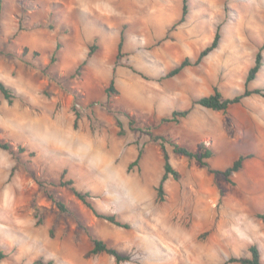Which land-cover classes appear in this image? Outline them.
<instances>
[{
    "label": "rangeland",
    "instance_id": "rangeland-1",
    "mask_svg": "<svg viewBox=\"0 0 264 264\" xmlns=\"http://www.w3.org/2000/svg\"><path fill=\"white\" fill-rule=\"evenodd\" d=\"M1 5L0 62L12 65L2 80L14 89L15 100L9 105L0 93V140L25 149L15 159L0 149V249L7 256L1 264L40 258L55 264H224L250 257L252 245L264 263V222L258 218L264 214V97H247L226 113L193 103L215 88L228 99L244 92L264 43V0H188V16L177 26L183 0H1ZM124 27L123 57L114 73ZM218 28L220 44L199 66L162 79L185 58L195 60ZM58 42V62L38 69V63L48 64ZM92 44L98 50L81 77L71 79ZM261 53L263 65L250 90H264ZM112 78L116 93L108 98ZM185 109L191 112L179 124L161 122ZM75 112L80 119L73 132L91 136L84 156L64 153L66 118L75 119ZM54 118L59 130L51 129ZM163 139L198 153L211 147L215 155L208 162L218 170L241 154L252 158L230 183L175 154ZM161 143L180 172L178 180L166 181L164 202L157 201ZM139 150L142 158L129 171ZM65 170V180L89 192L100 212L117 215L131 228L97 218L59 186ZM37 180L65 202L67 213ZM94 238L130 260L117 262L105 253L87 257Z\"/></svg>",
    "mask_w": 264,
    "mask_h": 264
},
{
    "label": "trees",
    "instance_id": "trees-1",
    "mask_svg": "<svg viewBox=\"0 0 264 264\" xmlns=\"http://www.w3.org/2000/svg\"><path fill=\"white\" fill-rule=\"evenodd\" d=\"M188 13H189L188 0H183L181 18L178 20V22L174 26L182 24L186 20ZM124 30H125V27L122 29L121 34H120V39L118 43V53L116 57L115 67L113 69L114 73L116 72V68L120 66L119 62H120V59L123 57V48H124V39H125ZM21 31H23L22 24H20L19 26V32ZM2 32H3L2 5H1V0H0V39L2 37ZM220 41H221V33H220V28H218L213 41L199 53V55L197 56L195 60H192L190 58H185L179 65H177L175 68L168 71L164 75V77H162V79L174 78L187 68L199 66L207 56H209L213 51H215L218 48ZM61 48H62V44L58 42L52 54L50 55V60H49L48 65L42 68V64L38 63L36 67L38 69H42L43 71H47L49 66L54 65L55 63L58 62L59 51L61 50ZM97 50H98L97 44H92L89 47L86 59L79 65L75 73L71 76V79L81 77L83 68L86 66L88 61L95 55ZM263 50H264V43L260 47V50L256 56L254 65L250 68L247 74L246 88L243 93L235 96L232 99H228L224 97V95L221 93V91L218 88H215L212 94L208 96L195 98L193 100V103L201 107H204L206 109L212 110V111L226 113L232 105L239 104L243 99L247 97H250L252 95H261L264 97V90H261V89L250 90L248 88L249 83H251L252 81L256 79L263 65V56L261 53ZM23 52L24 54L28 53V50L24 49ZM7 55L11 56L12 54L8 53ZM39 57H40V53L37 51H34L33 58L37 59ZM121 66L127 67L130 70H132L134 73L140 76H143L141 73L137 72L133 67H128L126 65H121ZM143 77L146 78L145 76ZM114 85H115V81H114V78H112L109 86L105 90L108 98H111V95L113 93H116V90L114 89ZM0 93L2 94L3 98L7 101L9 105H12L14 103V100H15L14 89L8 86L2 80H0ZM190 112H191V109L175 110L172 112L170 117L163 118L161 122L179 124L181 119L187 118ZM79 119H80V114L78 112H75V121H74L75 128H77L78 126ZM117 126L119 128L118 134L120 136H123L125 132L123 129V124L120 121H117ZM130 126L132 129H134L133 121L130 122ZM154 138L157 140L161 139L160 137H154ZM163 141H168V142L170 141L175 154L183 155L190 160H195L197 163H199L200 166L206 168L210 174L222 176L226 179V181L230 183H232V176L243 168L245 161L252 158V155L250 154H241L238 156L237 159L233 161V163L229 167H227L224 170H218V169L213 168L208 162V160L211 159L215 155V152L211 147H204L202 152L198 153L186 146L179 145L171 140L163 139ZM160 148H161L164 164H163V174H162L160 183L157 187V201L164 202L166 200L165 187H164L166 181L170 177H173L174 179L178 180L180 178V172L177 169H175L173 165L171 164L170 156H169V153L164 143L160 144ZM0 149L9 152L14 157V159L18 152H25V149H23L22 147L14 146L11 143L3 141V140H0ZM142 154H143L142 150H139L136 160L132 162L128 167L129 171L133 170V168L138 165L139 161L142 158ZM16 169L17 168L15 165L11 171L10 177L14 175ZM29 172L31 176L34 177L32 170H29ZM66 174H67V171L66 170L63 171V174L61 176V179L58 185L61 187L67 188L79 201H81L87 208H89L97 218L108 221L121 228H125V229L131 228L129 223H125L121 221L117 215L106 214V213L100 212L96 208L95 203L92 200L90 193L79 190L76 187L73 180L71 179L65 180ZM36 182L39 185L40 189L47 196V198L59 209L60 212L67 213L69 211V208L65 204V202L61 198L57 197L53 192H51L44 185L43 182L38 181V180ZM35 218L37 219V224L41 225L42 224L41 219L37 217V214H35ZM258 218L264 222V214H258ZM93 244H94L93 249L87 254V257L105 253V254L113 256L117 260V262H125V261L130 260V256H127V255L125 256V255L120 254L116 249L109 247L107 244H105L103 241L99 239L94 238ZM249 251L251 253L250 257H231L224 264H232V263L264 264L261 260V252L257 245H252L249 248ZM6 257L7 256L5 255L3 250L0 249V264ZM32 264H55V262L53 260L46 261L43 258H40L34 261Z\"/></svg>",
    "mask_w": 264,
    "mask_h": 264
},
{
    "label": "crops",
    "instance_id": "crops-1",
    "mask_svg": "<svg viewBox=\"0 0 264 264\" xmlns=\"http://www.w3.org/2000/svg\"><path fill=\"white\" fill-rule=\"evenodd\" d=\"M4 62H6V61H4V60L2 61V59H1V62H0V64H1L0 80L4 79L3 78L4 74H7L10 71V69L12 68V65H10L9 63H6V64H8V66H7ZM41 64H43V63H41ZM47 65L48 64H46L45 66H47ZM1 69H3V70H1ZM21 70H24V66ZM50 120L51 121H49V122L52 124L51 129L59 130V126H58V123H60L59 118H54V119H50ZM74 121H75V119L70 117V116L66 118V132H67L66 135L68 137L63 142V148L65 150L64 153L69 154L70 156H84L86 153L84 143L91 141V136L88 133H84L81 135H77L76 133H74L73 129H72V124L74 123ZM34 122H36V121H34ZM31 126H33V125H31ZM77 143H81V146H75Z\"/></svg>",
    "mask_w": 264,
    "mask_h": 264
},
{
    "label": "bare ground",
    "instance_id": "bare-ground-1",
    "mask_svg": "<svg viewBox=\"0 0 264 264\" xmlns=\"http://www.w3.org/2000/svg\"><path fill=\"white\" fill-rule=\"evenodd\" d=\"M120 178H124V175H120ZM123 182V181H122ZM0 228H1V231H4V230H2V229H4V228H2L1 226H0Z\"/></svg>",
    "mask_w": 264,
    "mask_h": 264
}]
</instances>
